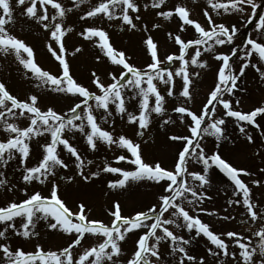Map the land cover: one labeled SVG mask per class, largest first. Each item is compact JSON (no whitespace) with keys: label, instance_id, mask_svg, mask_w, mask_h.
I'll list each match as a JSON object with an SVG mask.
<instances>
[{"label":"snow or ice","instance_id":"6c2138e0","mask_svg":"<svg viewBox=\"0 0 264 264\" xmlns=\"http://www.w3.org/2000/svg\"><path fill=\"white\" fill-rule=\"evenodd\" d=\"M83 3L85 0H75L72 7H66L62 0H0V54L12 56L22 66L25 77L35 81V88L48 89L57 96L63 94L67 101L66 107L58 110L56 97L45 101L40 95L29 93L20 99L0 82V131L6 133L0 140V187L6 189L5 195L17 189L18 185L12 184L6 174L15 163L23 185L19 191L25 197L0 205V264H171L173 260L175 264H207L208 256L215 264H264V203L254 199L252 188L241 179L242 175L253 173L233 166L220 151H207L203 143L212 137L219 149L222 142L230 141L229 120L249 145L257 138L247 131L248 126L259 130V139L264 140V127L258 122L264 121V102L243 111L235 107L241 101L232 99L247 69H254L264 82V14H259L255 21V35H249L242 44L236 43L240 32L236 23L217 22L212 15L239 13L240 19L252 22L261 5L257 0H206L202 11L205 27L192 18L191 9L180 0L171 7H168L170 0L142 3L141 0H96L80 16L81 21L92 20V24L78 35L98 49L94 57L97 63L106 61L117 70L107 72V83L92 71L93 91L74 78L67 58L80 54L82 48L74 46L69 53L65 43L66 35L72 31L71 26L65 25V17ZM17 9L21 17L34 21L47 33L45 47L57 62L55 73L42 68L33 47L13 33L11 26L18 19ZM142 9L165 21L177 20V30L167 33V39L177 46V51L166 52L161 57L158 42L148 34V24L137 23L142 20ZM96 20L118 21L121 31L147 34L141 40L147 56L145 63L142 66L132 63V57L114 47L109 32L96 26ZM160 27L159 23L151 24V29ZM189 27L193 30L192 38H182L181 33ZM234 44L227 52L217 51L218 46ZM205 54L217 62L214 85L194 109L197 78L201 76L197 69L210 67L208 60L202 58ZM234 62L238 66L234 67ZM168 98L175 101L172 115L167 107ZM117 117L134 125L138 137H144L154 121L158 123L164 129L160 142L163 156L171 154L170 165L164 166L163 157L146 159L141 143L109 130ZM20 118L27 121L26 126L16 122ZM177 122L183 126V132H172L168 127L176 126ZM77 134L85 149L93 153L100 145L126 150L127 154L116 155L115 160L126 162L131 168L105 161L86 174V164L93 161H86L71 142ZM34 152L35 163L30 165ZM61 152L67 154L76 175L85 184L102 173L115 175L116 178L107 181L104 193L109 199L105 219L91 218L93 209L82 200L75 208L69 207L59 194L57 172L69 168ZM257 154L264 152L258 149ZM194 165L201 167L195 170ZM213 169L219 170L232 187L225 212L240 206L241 223L248 225V234L236 230L213 231L196 214L218 215L217 209L203 207L212 199L208 190L212 186L210 170ZM259 171L264 177V168ZM61 179L73 181L74 177L66 175ZM146 181L161 189L156 202L125 214L124 204L133 196L132 185ZM34 183L49 184V195L40 191L29 193L28 187ZM251 184L264 187V179H252ZM219 218L236 219L231 213ZM40 228L67 236L69 242L55 250L36 243L32 251L13 247L9 242L17 237L25 241L38 238ZM173 228L182 229L187 235L178 234ZM89 237L92 243L83 247V241ZM129 237H135L133 248L125 254L123 244ZM197 238L206 240V255L191 254L189 245ZM162 242H166L164 251H161ZM77 247L83 250L77 253Z\"/></svg>","mask_w":264,"mask_h":264},{"label":"rangeland","instance_id":"374dc122","mask_svg":"<svg viewBox=\"0 0 264 264\" xmlns=\"http://www.w3.org/2000/svg\"><path fill=\"white\" fill-rule=\"evenodd\" d=\"M75 0H62V3L66 7H72ZM143 0H141V3ZM177 0H170L168 7L175 4ZM180 2L186 4L191 9V16L193 19L198 20L203 26L207 27L206 20L202 15L203 8L206 6V0H180ZM258 4L261 6L257 9V15L253 17L252 22H245L240 19L241 14H225L217 17L215 13H212L213 17L217 22H227L236 23L240 28V32L237 34L236 43L242 44L244 40L248 38L249 35H255V21L258 20L259 14H264V0H257ZM96 0H85V3L81 4L78 8H74L72 12L68 13L65 17V25L71 26L72 31L68 33L65 37L66 47L68 52L71 53L74 50V46H80L82 51L76 56L69 55L67 58L71 64V72L78 82L89 87L90 90L95 91L94 86L90 83V73L96 71L102 78V80L107 83L109 82V77L107 76L108 71H116V67L109 64L108 62L97 63L94 59L95 55L98 53L93 44L88 41L83 40L82 37L78 35L84 27L92 24V20L81 21L80 16L83 15V11L89 9L90 5L95 4ZM250 8L248 13L250 14ZM16 15L18 17L16 23L11 26L13 33L19 38L24 39L26 43L30 44L35 53V58L38 64L45 70H50L53 73L57 70V62L51 57L50 53L47 52L45 44L47 41V33L35 24L34 21H28L25 17L19 15V9H17ZM140 15L142 20L137 22L138 24L147 23L150 29V33L154 39L158 42L160 48V55L166 52L177 51V46H174L173 42L167 39V33L169 31L175 32L177 30V20L172 19L165 21L162 18L155 17L152 11H144L142 9ZM152 23H159L161 25L158 29H151ZM96 26L103 27L109 32L111 42L117 49H122L126 51V54L132 57L131 62L142 66L147 60V56L144 53V49L141 44L142 38L147 34L142 31L129 32L127 30L121 31L117 26L119 24L116 22H109L107 20L95 21ZM193 30L191 27L184 33H181L182 38H192ZM234 45H224L218 46L217 51L227 52L230 47ZM242 52L238 53L236 60H239V56ZM203 59L208 60L210 67L201 71V76L197 78L198 83L196 85V101L193 105L194 109L204 101L207 92L214 85L215 72L217 69V62L211 59L208 54H205ZM253 63L256 62L255 59L252 60ZM234 62V67H236ZM0 82L5 83L7 89L11 94L16 95L20 99H25L29 93L40 95L45 101L51 100L56 97V104L58 110L60 108H65L67 101L63 98V94L57 96L56 93H50L48 89H37L34 87L35 81L28 79L24 75L22 66L14 60L12 56L5 57L0 54ZM240 87L236 90L233 100L239 99L241 101L240 105H235L239 110L248 111L254 106H258L264 102V82L260 81L258 73L254 69H247L246 75L238 82ZM161 91H163V86H160ZM243 89V90H241ZM169 103L167 107L169 108V114L171 113V107L174 105L175 101L172 98H168ZM129 110H132L131 108ZM219 114V109H218ZM20 126H26L27 121L24 118H20L16 121ZM264 127V121H259ZM103 127L108 128V124H102ZM172 132H183L184 128L177 122L176 126H168ZM135 126L128 125L116 118V123L109 130L114 131L115 135L125 134L137 143H141L143 147V153L145 158L150 160L153 156L163 157L164 166H169L171 163V154L163 156V150L161 141L163 140L164 129L160 128L158 123L154 121L153 125L150 126L148 130L145 131L144 137H138L135 135ZM247 131H249L256 139V142L249 145L247 141L240 135L236 126L229 120L227 126V135L230 137V141L222 142V146L217 149L215 147V141L212 137H207L203 143L206 145V150L220 151L222 156L228 160L233 166L238 168H246L253 175L251 176H241L249 187L252 188L253 197L256 201L264 203V187H258L251 184L252 179L262 178L260 169L264 168V155L257 154V150L260 149L264 152V140H260V131L253 130L251 126H248ZM6 133L0 131V140L4 139ZM78 147L81 151L82 156L85 160H92L91 165L85 167V173L88 174L91 171H95L98 166L106 161L113 166H119L124 168H131L126 162H117L115 160L116 155L127 154L126 150L118 149L115 145L111 148L100 145L96 152H91L86 150L83 141L79 134L76 138L71 141ZM62 157L69 163L68 169H60L57 172V183L60 185L59 194L67 202L69 207L75 208V204L79 201L85 202L89 208L93 209V214L91 218L105 219V210L108 207L109 199L104 194L107 191V181L109 179L116 178L114 174L102 173L100 177L94 178L92 181L85 184L81 181L80 177L76 175L74 165L72 161L68 158L67 154L61 152ZM30 165L35 163V152L33 153V158L28 162ZM195 170L200 169V165L193 166ZM7 179L12 184H17V189L13 192L4 194L6 192L5 188L0 187V205L5 204L10 200H20L25 198L24 194L19 191V187H23L20 184V173L15 171V163L9 169H7ZM66 175H72L74 177L73 181H67L61 179ZM210 176L212 179V186L208 190L209 194L212 196L210 201H206L203 207L211 210L213 208L218 210L217 216H209L205 213H196L201 219L209 223L211 229L216 232H223L226 230H236L248 234V225L241 223L242 217L240 212L242 209L240 206H233L228 209V213H231L236 217L233 221H224L219 218L220 215L228 214L225 212L227 207L226 201L232 194V187L227 178L219 172L217 169L210 170ZM133 196L131 200H128L124 204L125 214L132 212L133 208H144L150 206L152 203L156 202V197L160 193L161 189L158 186H154L152 182H140L139 184H133ZM29 193L32 191H40L43 195H49V184L40 185L34 183L28 187ZM191 207V206H188ZM178 234L187 235L182 229H175ZM135 237H129L127 241L123 244V249L125 254L130 253L133 248V241ZM202 238H197L189 245L191 254L200 256L206 255L207 243L202 241ZM13 247L22 246L26 251L34 250V245L40 243L45 249H57L58 247L66 246L69 242V237L63 236L59 233L51 232L44 228H40V236L38 238H33L32 240L25 241L22 238H15L9 241ZM92 243V238L89 237L83 241V247H87ZM166 247V242H162L161 251H164ZM82 247H77L75 252L82 251ZM167 256V252H165ZM171 259V258H169ZM207 264H215L212 257H206ZM171 264H175V261H171Z\"/></svg>","mask_w":264,"mask_h":264}]
</instances>
